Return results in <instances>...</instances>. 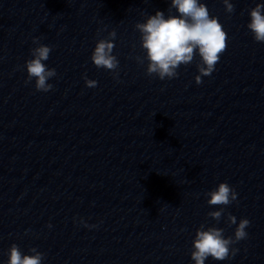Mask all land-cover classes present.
Wrapping results in <instances>:
<instances>
[{"label": "clouds", "instance_id": "9594fccd", "mask_svg": "<svg viewBox=\"0 0 264 264\" xmlns=\"http://www.w3.org/2000/svg\"><path fill=\"white\" fill-rule=\"evenodd\" d=\"M223 4L226 12H234V5L230 0H223ZM172 8L177 10L178 16L169 15L165 18L162 11H157L155 15L148 16L146 22L135 25L141 34V47L146 51V73L149 76L156 75L160 80L175 78L178 76L177 69L181 65L190 64L198 54L201 59L197 64L199 75L195 77V82L199 85L202 83V77L210 76L215 71L221 54L227 48V33L218 18L210 16L208 7L200 0H171L169 11ZM249 16L247 28L255 41L264 42V4H256L249 10ZM115 38L116 32H109L108 38L100 39L96 43L91 55L94 65L111 71L114 78L118 76L116 70L119 66L117 57L112 54ZM33 44L38 46L31 49L32 59L26 61V82H31L34 78L36 90L48 92L53 85L47 81L57 73L55 69L47 68L43 61L49 59L52 49L50 46L39 44L38 38H33ZM136 59L139 63L144 62V58ZM84 80L88 88L97 86V81L88 79L86 75ZM206 195L210 197L207 201L210 206H227L237 200L236 191L226 182L220 183L217 189ZM223 213L224 208L221 207L218 211L209 212L208 216L219 222ZM227 223L237 225L236 217L229 213ZM249 225L250 221L242 218L235 228L234 237L225 238L222 228H205L202 224L193 240L194 251L191 253V259L195 264H205L208 257L217 261L228 259L230 246L247 238L245 229ZM85 226L89 227L87 224ZM237 251L232 248L231 255H235ZM30 252L33 254L22 255L16 244L11 245L8 264H42L44 254L36 248L30 249Z\"/></svg>", "mask_w": 264, "mask_h": 264}]
</instances>
